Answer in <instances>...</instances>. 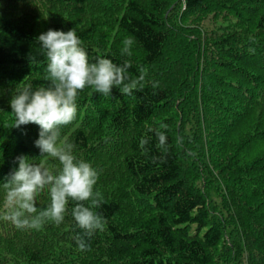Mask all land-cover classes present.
<instances>
[{"label":"trees","instance_id":"trees-1","mask_svg":"<svg viewBox=\"0 0 264 264\" xmlns=\"http://www.w3.org/2000/svg\"><path fill=\"white\" fill-rule=\"evenodd\" d=\"M48 29H74L90 62L148 73L131 95L85 88L61 129L99 174L104 227L90 249L78 250L69 201L60 225L0 219V264H264V0H0V205L17 156L59 168L34 146L38 125L11 127L9 104L49 86L36 39Z\"/></svg>","mask_w":264,"mask_h":264},{"label":"clouds","instance_id":"clouds-1","mask_svg":"<svg viewBox=\"0 0 264 264\" xmlns=\"http://www.w3.org/2000/svg\"><path fill=\"white\" fill-rule=\"evenodd\" d=\"M36 39L47 59L46 78L49 86L33 90L31 85H26L17 89V94L9 101L14 115L11 127L38 125L39 136L34 146L39 149L40 157L58 161L59 168L52 170L45 163H30L27 155L17 156V167L9 172L2 183L0 219L11 222L21 230H39L47 222L60 225L68 212L69 201H72L71 216L83 230V235L75 237L76 244L78 250L87 251L90 245L86 237H91L96 230H103L104 227L102 215L95 211L103 203L101 193L94 190L99 174L90 163L77 159L75 145L62 138L61 129L76 119L77 99L85 88H92L104 96L110 95L113 88L131 95L134 90H142L146 73L141 69L140 75L131 79L128 76L131 64L128 62L117 65L103 56L90 62L74 29H48ZM122 44L121 55L131 56L134 40L125 38ZM156 87L158 84L154 82L153 89ZM148 131L155 132L158 147L163 148L165 135L159 129L149 128ZM149 139L141 138V148L148 144ZM164 151L167 149L164 148ZM159 159L163 162V157ZM45 191L50 203L39 209L37 197Z\"/></svg>","mask_w":264,"mask_h":264},{"label":"rangeland","instance_id":"rangeland-1","mask_svg":"<svg viewBox=\"0 0 264 264\" xmlns=\"http://www.w3.org/2000/svg\"><path fill=\"white\" fill-rule=\"evenodd\" d=\"M205 26H211V23H210V21H205ZM144 72L145 73H148V71L147 70H144ZM216 197V196H215Z\"/></svg>","mask_w":264,"mask_h":264}]
</instances>
